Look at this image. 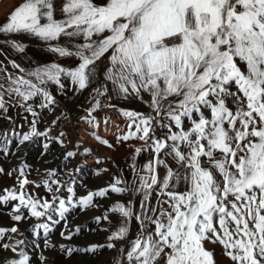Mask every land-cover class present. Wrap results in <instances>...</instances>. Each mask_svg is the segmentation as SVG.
Returning a JSON list of instances; mask_svg holds the SVG:
<instances>
[{"label":"snow or ice","instance_id":"obj_1","mask_svg":"<svg viewBox=\"0 0 264 264\" xmlns=\"http://www.w3.org/2000/svg\"><path fill=\"white\" fill-rule=\"evenodd\" d=\"M59 10L64 19L54 18V0H26L0 26V33L24 32L45 41L57 40L61 35L70 38L82 35L85 43L77 45L74 53L59 46L51 49L60 56H78L81 62L71 70L52 64L27 72L25 76L9 77L6 88L0 83V109L5 108V92L23 101L42 95L47 103H52L49 92L39 85L53 81L63 87L61 75L70 76L84 89L95 75V62L111 50V67L105 78L112 82L113 90L125 98L148 93L150 107L156 115L164 112L180 129L173 132L171 124L163 125L168 127L169 133L165 139H154L153 147L156 154L167 150L166 155H171L187 172L184 175L174 172L157 158L155 163L165 164L167 168L161 182L154 165H147L150 175L140 176L138 186L133 189L144 192L141 207H146L145 201L157 184L161 192L169 189L170 182L173 187L181 180L189 185L183 193L167 191L169 199L158 201L159 209H151L153 213L158 211L155 218L145 215L144 220L155 225L154 231L146 236L144 220L136 217L141 220L142 231L127 252L129 264L133 260L136 264H161V261L163 264H214L212 253L203 246L204 240H218L225 254L237 264H262L264 0H107L103 4H95L93 0H63ZM105 33L108 34L102 35ZM12 46L21 51L24 48L17 42H12ZM237 61L245 64L246 71L241 70ZM14 67L19 65L14 64ZM26 77L34 78L36 83ZM233 85L236 91L231 90ZM96 91L97 95H103L99 89ZM172 97L179 99L172 102ZM228 98H233L235 112L227 107ZM99 106L97 101L92 110ZM202 109L210 111V118ZM27 111L31 112L32 108L29 106ZM194 114H198V118ZM125 115L132 120L128 127L135 125L136 131L118 139L127 141L138 133H142L139 139L150 138L155 117L131 111ZM183 117L191 122L187 131L182 127ZM32 134L39 133L33 130ZM29 138L28 134L23 137L24 140ZM181 146L186 151H182ZM67 155L71 157L74 153ZM202 157L206 158L207 167L202 166ZM27 183L29 181L24 179L20 185ZM119 183L117 180L111 185V191L127 190L117 187ZM108 191L105 188L89 193L80 203L88 205L93 196H104ZM230 195L240 202L238 205L230 201L231 211L224 204ZM9 199L19 200L16 212L21 207L30 208L35 217L45 215L38 207H51L47 201L41 205L31 197L25 198L23 193L17 196L9 191L7 196H0V200ZM163 203H168L170 210L165 209ZM59 209L63 217L67 210L64 200L59 201ZM114 210L125 217L133 215L131 208L122 204L116 205ZM215 215L219 216L223 235L213 224ZM245 215L253 222L252 228ZM227 218L235 222L233 231L228 228ZM12 219L20 221L22 215H13ZM39 227L48 230L47 224ZM9 231L15 233L17 228H0V237ZM126 231L121 228L109 239L122 238ZM234 235L240 238L234 239ZM23 243L20 240L0 246L16 252V245ZM19 257L5 260L3 264H28L29 257L23 249Z\"/></svg>","mask_w":264,"mask_h":264},{"label":"rangeland","instance_id":"obj_2","mask_svg":"<svg viewBox=\"0 0 264 264\" xmlns=\"http://www.w3.org/2000/svg\"><path fill=\"white\" fill-rule=\"evenodd\" d=\"M25 2L26 0H0V26L7 22L8 17L16 7L22 5ZM106 2L107 0H93V3L95 4H103ZM62 3L63 0H54V18L57 20L64 19V16L59 10L62 6ZM44 22L46 21H42V23ZM5 34L9 33H2V35ZM12 34H16L17 36L16 41L13 40L12 42H17L24 46L23 51L16 48L18 52L19 70L20 67H24L27 68V71L29 72L52 64H56L65 69L71 70L75 69L81 62L78 56H60L59 53L54 52L51 49L59 46L74 53L76 51L77 45L85 43L82 35L72 38L61 35L57 40L45 41L34 35L24 32ZM107 34L108 33L102 35ZM100 38H102V36ZM93 39H97V37H93ZM12 48L14 47L12 46ZM110 51L109 53H105L104 56L95 62V75L90 78L84 89H80L79 85L73 82L70 76L66 75H61V84L63 87L53 81H47L46 84L39 85L40 87L45 88L53 99L63 102L69 115L78 119H82V124L84 127L82 136L87 142L85 149L88 151H85L84 149L82 156L83 158L81 161L76 159L74 156L69 157L67 155L68 153H61L59 156L58 152L61 150L58 147V140L51 138L49 139L41 133L34 135L33 144L31 147L33 152L31 153H26V150H23V145L0 147V169H3V172H0V196H7L9 191L15 193L17 196H19L21 193L25 195V193H30L27 190L31 189L34 195V200L39 201L41 205L45 201L51 205V207L48 209L51 219L46 217L45 220L47 221L45 224L49 226L58 225L59 223L77 224V220L74 219L79 218L81 212L79 209L74 210V208L77 203L80 205L81 198L86 197L89 194L87 193L88 188H92L93 192L95 193L99 192L101 189H104L103 186H98L99 188H97V180L99 177H121L123 176L122 168L124 167L125 169L123 170H125L126 173H131V175L134 176V172H136V170L133 168L135 163H137L138 172L142 173L148 171L146 170L147 165L150 163L153 165L155 164V171L159 173L158 181L161 182L167 173L165 164L174 172L178 171L182 175L186 174L187 172V170L182 168L181 164L171 155H166L167 150H162L159 154L154 152V139H165L169 133L168 127L163 125L171 124V130L173 132H178L180 129H178L174 123L169 120L164 112H162L160 116L156 115V113L150 107L151 96L146 92H142L140 97H137L133 94L125 98L122 95H118L116 91L113 90L111 81L106 80L105 73L107 69L111 67ZM237 63L242 71H246L245 64L241 63L240 61H237ZM6 64L10 65L9 62ZM29 64L32 65V68H30L31 65ZM29 78L33 79V82L36 83L34 78ZM105 88H107L106 92L104 91ZM97 89L103 92V95H97ZM231 90L236 91L235 85L232 86ZM178 99V97H172L171 101L175 102ZM97 101L111 104V106L109 105L110 109L106 110L103 107L102 110L97 112V107H95V110L93 111L92 109L96 105ZM226 103L227 107L235 112L236 106L233 103V98H228ZM112 106L118 110L112 109ZM166 107L167 102L165 103V108ZM122 108L124 110H122ZM125 109L131 112L143 113L145 116L152 115L155 117V119L152 121V132L150 133L149 139H139V135L142 133H138L137 137L130 138L127 141L118 139V137L127 135L130 131H136L135 125H133L131 128L128 127L129 124H132V120L127 115H125ZM202 111L206 117L210 118L211 113L208 109H202ZM95 113H98L99 116L100 114H103V116L106 114L107 116L111 114L114 115V117H110L111 121L109 122L107 119H105L106 117H99L106 120L102 127L103 130L101 133L97 134V136L100 137V140L97 138L94 139L90 135V133L93 131V127L89 121L95 117ZM194 117L198 118V114H194ZM182 120V127L184 131H187L191 127V122L186 117H183ZM237 126H239V124ZM225 127L227 128V124H225ZM105 140L108 142L107 144L101 142ZM137 149L140 151L137 152ZM181 150L186 151L183 146H181ZM157 158L163 160L165 164H156L155 161ZM201 159L202 166L207 167V165L204 163L206 158L202 157ZM25 163H28V165H26L27 167L25 169H19V167L24 166ZM213 171L216 172L214 169ZM216 175L219 177L218 172H216ZM24 179H27L29 183L21 187L20 182ZM69 188L72 189V192L68 191ZM188 188L189 185L186 184L184 180H181L179 183L175 184L174 187L172 186V182H170L169 189L165 190L164 192H161L159 184H157L152 188L151 195L149 196L148 200L145 201L146 207L144 208L141 207V201L144 198L142 200L136 199L130 201V194L128 191H124L120 198H118V201L114 200V198L107 193L104 196H93L92 201L95 200V204H97L96 207L99 206L98 211L100 213H107V216H110L113 220L114 230L110 235V237H113V234L118 232L121 228L127 229L131 227H140L139 230L142 231L141 220H144L145 215L153 218L158 215V211L157 213H153L151 209H159L160 204L158 201L162 203L169 199L166 195L167 191L183 193L186 192ZM9 200L13 201L11 199ZM60 200L65 201V208L67 209L64 212L63 217L60 216ZM122 200L125 203H123ZM230 201L236 202L235 198L231 195L224 201V204L229 211L232 210L231 204L229 203ZM102 203H105L106 207L102 208ZM236 203L239 205L240 202ZM119 204L124 205L126 208L130 207L133 215L125 217L118 210H114L115 206ZM163 207L165 209H169V204L163 203ZM38 208L42 209V207ZM21 209L26 211L27 208L21 207ZM72 210H74V212H70ZM135 212L137 213L136 217L140 216L141 220H138L134 217ZM25 213L26 212H23L22 219L18 221L17 232L14 234L7 232L3 238L2 245L5 244L4 241L7 239L6 236L8 235H10V238L7 244H15L16 241L20 240L25 242L24 240L27 237L26 235L28 233H32V227H36L34 222L37 221V225L41 223V217L32 218L29 215L26 216ZM262 214H264V212H262ZM67 216H70L68 218V222ZM1 219L2 225L6 224L2 226L3 229L7 230L15 227L13 224L14 220L12 218L3 217ZM61 219L64 220L59 222ZM245 219L248 220L249 227L252 228L253 222L246 215ZM227 220L229 230L233 231L235 229V222L231 221L230 218H227ZM103 221H106V219ZM218 221L219 216L215 215L213 218V224L217 231L223 235V230L220 229ZM87 224H89V222H87ZM104 224L105 222H100L95 225L100 226ZM144 224L145 227L143 229V233L145 236L149 232L154 231L155 225L149 223L147 220H144ZM241 227H243V225H241ZM140 233H138V235ZM125 235H128L129 238H132L134 235H137V233H125ZM125 235L122 238H113V240L122 241L123 239L124 243H126ZM209 235L211 236L212 234L209 233ZM233 238L238 239L240 238V235H234ZM35 241L36 240H27L30 252L32 253L33 251L32 255L31 253H28V248L22 247V244L16 245V252H13L11 248L4 249L2 247L0 251L2 252L5 250L7 258L5 257L2 261H0V264H3L5 260L19 259V252L21 249H23V251L28 256H30L28 264H54V259H56L57 256L56 254L49 252L43 261L39 251L40 249L52 251L51 249L55 247H49L43 243V245H39V247L36 246L35 249L32 250L31 248ZM132 242L133 241H131V244ZM203 246L207 251L212 253L214 264H237V262L231 260V258L225 254V249L218 240L215 242H212L211 240H204ZM97 253L103 254L110 252L109 250H99ZM67 260L68 259L66 257L58 255L56 264H67ZM107 262L108 260L103 264H107ZM120 264H129L128 258L125 256ZM131 264H136L135 260H133ZM161 264H163V261H161ZM262 264H264V262H262Z\"/></svg>","mask_w":264,"mask_h":264},{"label":"crops","instance_id":"obj_3","mask_svg":"<svg viewBox=\"0 0 264 264\" xmlns=\"http://www.w3.org/2000/svg\"><path fill=\"white\" fill-rule=\"evenodd\" d=\"M16 39H17L16 34L9 33L2 35V33H0V83H4L5 88L7 87V82L9 77L15 78L18 76H25L26 73L28 72L27 68L20 67L19 70L18 69L19 67H14V64L18 65V52L16 48H12V41L13 40L16 41ZM7 62H9L10 65L6 64ZM30 68H32V65L30 66ZM21 69H23L24 71H21ZM4 100H5V108L0 109V142L2 144H7L10 146L23 145L24 146L23 150L24 151L26 150V153L33 152V149L31 147L33 144L34 135L32 133L33 130H35V123H37L44 115L47 114V102L45 101L42 95H37L29 99L28 101H23L21 98L15 95L9 96L6 92L4 94ZM99 105L100 106L97 107V112L102 110L103 107L104 109L109 110L110 109L109 105L111 106V104L109 103H102V102H99ZM29 106L32 108L31 112L27 111V108ZM112 109L118 110L115 109L113 106ZM122 110L124 109L122 108ZM125 111L127 112L128 110L125 109ZM33 113H35V115ZM101 116H103V114H100L99 116L98 113H95L94 119L90 120L91 121L90 123L93 127L92 129L93 131L90 133V135L94 139H96L98 133H101V131L103 130L102 129L103 124L106 121L104 120V118H99ZM103 117H106L105 119H107V121L109 122L111 121L110 117H114V115L111 114L107 116L106 114ZM79 120L81 121V123H83L82 119ZM25 134L29 135L30 138L28 140L23 139ZM26 165H28V163H25L24 166H20L19 169H25L27 167ZM133 168L136 170V172H134L135 173L134 176L131 175V173H126L125 170H123L125 169L124 167L122 168L123 176L121 177L118 178H116V176L99 177V179L97 180V188H99L98 186H103L104 189L105 188L109 189L107 194L111 195L114 198V200L118 201V198H120V196L124 191L113 192L111 191L110 186L113 185L117 180H119L120 183L117 184L116 186L127 189L126 191H128L130 194V201L136 199L142 200L144 198V192H136L133 189L134 187L138 186L140 176H147L150 175V173L147 167H146V170H148L147 172H143V173L138 172L137 163H135V166ZM155 174L157 175L158 178L159 173L155 171ZM27 191H29L30 193H25V198L31 197L34 199V195L31 189ZM91 192H93L92 188H88L87 193H91ZM122 202L125 203L123 200ZM18 203H19L18 199L13 201L0 200V228H2L3 225H6V224L2 225L1 218L3 217L12 218V216L16 214H21L23 216V212H26L25 213L26 216L29 215L32 218H39L31 215L30 208H27L26 211H23L20 208V211L16 212L15 209ZM96 205L97 204H95V200L91 201L88 205H83L81 203L79 205L77 203L74 210L79 209L81 212L79 218L74 219L77 220L78 222L77 224L72 223L73 225L71 226H68V223L65 224L59 223L58 225H52V226L48 225L47 231H45L44 228L39 227V225H43L45 224V222H47L45 220L46 217L50 216L49 214L50 212L48 211V209L38 208L37 210L45 212V215L40 216L42 220L40 221L41 223H39L38 225H37V221L34 222V224H36V227H32L31 234L39 237V241H35L31 249L34 250L36 246L39 247V245H43V243H45L46 246H50V242H49L50 238L62 237L63 243L61 244L54 243L52 245V247H55V249L57 250V253H54L57 255L56 259H54V264H56L58 255L59 256L62 255L66 257L68 259L67 264L68 263L69 264H103L107 260H108L107 264H120L122 259L125 258V256L127 257V252L132 247L131 241H135L138 236V233H140L141 231L139 230L140 227L127 228V232H126L127 234L135 232L137 233V235H134L132 238H129L128 235L127 236L125 235L126 243H124L123 239L122 241H115L113 239H109L108 237H110V235L114 230L113 220L111 219L110 216H107V213H100L98 211L99 206L96 207ZM101 206L102 208L106 207L105 203H102ZM74 210L70 212H74ZM136 215L137 213L135 212L134 213L135 218ZM69 217L70 216H67V222ZM105 217H107V219L106 221H103ZM63 220L61 219L59 222H62ZM87 222H89V224L91 225L87 224ZM100 222H105V224L100 226L95 225ZM13 224L16 228H18V221L14 220ZM87 232H89V234H87ZM11 233L12 232H10V234ZM99 234L101 235V237ZM4 237H0V245H2ZM73 238H78L79 242H75V243L73 242L72 246L66 247V244L68 242H71ZM109 244H112L114 246L108 247L107 245ZM74 247L78 249L79 254H76L74 257L70 258V254L73 252ZM0 249H2V246H0ZM99 250H109L110 253L98 254L97 252ZM32 254L33 251L31 255ZM42 260L44 261L45 259Z\"/></svg>","mask_w":264,"mask_h":264},{"label":"built area","instance_id":"obj_4","mask_svg":"<svg viewBox=\"0 0 264 264\" xmlns=\"http://www.w3.org/2000/svg\"><path fill=\"white\" fill-rule=\"evenodd\" d=\"M84 127L81 121L67 113L63 102L53 99L47 103V114L36 124L35 131L47 138L58 140L62 154L74 153V157L82 160L87 142L83 139Z\"/></svg>","mask_w":264,"mask_h":264},{"label":"water","instance_id":"obj_5","mask_svg":"<svg viewBox=\"0 0 264 264\" xmlns=\"http://www.w3.org/2000/svg\"><path fill=\"white\" fill-rule=\"evenodd\" d=\"M0 146H2V147H8V146H10V145L2 144V143L0 142ZM71 225H72V223H68V226H71ZM87 234H89V232H87ZM26 236H27V237H26V239L24 240L25 242L22 244V247L28 248V243H27V240H28V239L39 241V237L34 236V235H32L31 233H28ZM9 238H10V235L7 236V239H6V241H5V244L8 243ZM49 242H50V246H49V247H52V245H53L54 243H56V244H61V243H63V238H62V237H61V238H50V239H49ZM73 242H74V243H75V242H79V239H78V238H73V239L71 240V242H68V243L66 244V247H70V246H72V243H73ZM27 250H28V253L30 254L31 252H30L29 248H28ZM51 250H52V251H45L44 249H40L39 254L42 256V259H45V258L47 257V255H48L49 252L57 253V250H56L55 248H52ZM76 254H79V252H78V249L74 247V248H73V252L70 254V258H71V257H74ZM5 257H6V251L3 250V251L1 252V255H0V261H2Z\"/></svg>","mask_w":264,"mask_h":264},{"label":"bare ground","instance_id":"obj_6","mask_svg":"<svg viewBox=\"0 0 264 264\" xmlns=\"http://www.w3.org/2000/svg\"><path fill=\"white\" fill-rule=\"evenodd\" d=\"M57 150H58V149H57ZM60 150H61V149H60ZM61 151H62V150H61ZM61 151H59V152H58V153H59V156H60V155H61V153H62ZM0 255H1V254H0Z\"/></svg>","mask_w":264,"mask_h":264}]
</instances>
